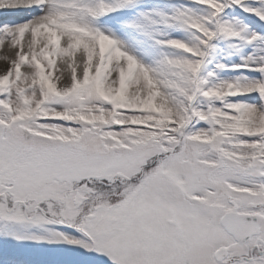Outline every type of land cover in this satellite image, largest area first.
I'll list each match as a JSON object with an SVG mask.
<instances>
[{"label": "snow or ice", "instance_id": "snow-or-ice-1", "mask_svg": "<svg viewBox=\"0 0 264 264\" xmlns=\"http://www.w3.org/2000/svg\"><path fill=\"white\" fill-rule=\"evenodd\" d=\"M0 264H264V0H0Z\"/></svg>", "mask_w": 264, "mask_h": 264}]
</instances>
